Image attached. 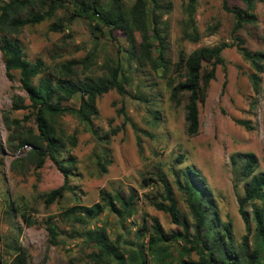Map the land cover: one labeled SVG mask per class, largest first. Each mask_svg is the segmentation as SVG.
<instances>
[{"label": "rangeland", "instance_id": "374dc122", "mask_svg": "<svg viewBox=\"0 0 264 264\" xmlns=\"http://www.w3.org/2000/svg\"><path fill=\"white\" fill-rule=\"evenodd\" d=\"M62 1L64 5L54 15L25 25L13 36L25 59H40L46 65L38 77H53L60 63L81 59L92 52L95 63L88 70L79 73L81 66L76 67L79 78L84 74L99 75V66L107 56L122 65L127 83L123 94L109 90L96 99L97 115L87 124L70 115L58 118L62 132L70 134L75 130L76 143L68 149L75 162L63 196L45 204L43 194L59 186L62 175L47 157L36 167V160L27 152L30 146L18 145L20 139L36 134L37 129L32 118L22 119L26 109H10L11 97L25 98V93L18 85L16 71L12 80L5 77L0 56V258L4 264H92L86 256L91 247L76 231L102 226L110 241L119 234L123 248H134L140 240L143 244L146 240V233L140 238L137 230L143 216L155 217L166 232L178 229L167 213L150 203L160 200V186L151 180L148 185H141L142 176L154 179L155 172L165 179L177 208L192 223L173 178V172L181 176L186 166H192L202 176L216 217L220 222H230L233 237L238 241L243 225L236 198L246 180L239 173L242 162L237 155L252 152L257 160L254 172L264 171V70L259 73L255 93L248 80L251 68L247 61L234 45L222 49L223 63L216 65L205 99L198 105L199 130L193 136L184 133L185 97L171 101L166 82L178 78L171 64L180 49L189 52L221 41L231 43L233 36H237L249 50L264 51V0L255 2V20L235 33L231 32L232 15L222 9L221 0H196V41L181 38L185 0H162L168 7L159 14V30L164 34V54L171 65L164 76L147 64L127 60L119 51L126 45L120 30L112 32L110 39L106 33H92L86 19L76 17L66 24L73 6L71 0ZM227 4L243 7L239 0H227ZM38 5H32V10ZM52 24L62 28L53 30ZM210 28L213 31L207 33ZM152 42L156 45V39ZM202 66L208 68L209 62L203 61ZM78 100L75 94L62 104L76 107ZM236 120H243L247 126ZM231 155L236 156L235 163L231 162ZM100 189L122 195L130 190L136 193L135 212L122 226L107 208L95 218H85V222L63 214L71 205L96 201ZM48 218L58 232L56 245L47 239ZM166 244L172 252L167 264H176L173 259L180 243ZM142 249L145 252V246ZM190 258L195 260L196 255L191 253Z\"/></svg>", "mask_w": 264, "mask_h": 264}, {"label": "trees", "instance_id": "16d2710c", "mask_svg": "<svg viewBox=\"0 0 264 264\" xmlns=\"http://www.w3.org/2000/svg\"><path fill=\"white\" fill-rule=\"evenodd\" d=\"M239 1L243 3V7L230 6L227 0H221L222 9L231 13L233 18L232 33L255 20L256 0ZM36 2L39 3L38 8L32 10V5ZM70 2L73 8L66 17V24L76 17L86 19L92 33H106L110 39L113 38L112 32L120 30L126 45L119 51L125 54L127 60L147 64L151 69L158 70L160 75H165L170 64L164 54L165 41L164 34L159 30V14L164 12L168 5L162 0ZM63 5L62 0L0 2V56L4 75L8 80H12L13 72L16 71L18 85L25 93V98L19 95L11 97L10 109H26L27 113L22 119L32 118L37 129L36 134L20 139L18 145L30 146L27 152L29 157L36 160V167H40L44 157H47L62 175V183L43 194L45 204L63 196L66 181L72 174L71 167L75 162L68 153V149L76 143L75 130L70 134L62 132L58 128V118L70 115L79 123L87 124L97 115L96 99L109 90L123 94L124 85L127 83L122 65L119 61L107 59V56L99 66V75L84 74L79 78L76 67L81 66L79 73L88 70L95 63L92 52L81 59L60 63L53 77H38L46 69V65L40 59H25L19 42L13 36L25 25L36 24L54 15ZM195 8L196 0H185L183 12L186 17L181 22V38L188 41H196L199 38L194 21ZM56 27L62 28L59 24H52L51 29L56 30ZM212 31L213 28H210L207 33ZM152 39H156V45ZM229 45H234L249 64L251 72L247 75L248 80L251 89L255 93L258 92L259 73L264 70V51L249 50L239 37L233 36L231 43L221 41L212 46L196 47L189 52L178 50L177 58L171 64L178 78L168 80L166 85L171 101H178L181 95L185 97L184 133L187 136L198 133V105L205 99L209 81L214 78L216 65L223 63L222 49ZM203 61L209 62L208 68H203ZM34 78H37L36 83ZM75 94L79 98L76 107L62 104ZM236 122L247 126L243 120ZM237 156L242 162L239 173L246 180L241 195L236 198L237 213L243 225V234L238 241L233 237L230 222H220L216 217L208 197L209 190L202 176L192 166H186L181 176L173 172V178L183 194L192 223H189L177 208L172 190L159 172H155L154 179L142 176V186L148 185L150 180L160 186V200H151L150 203L155 209L167 213L178 229L166 232L155 217L143 216L137 230L140 231V238L146 233L145 243L140 240L134 248L128 249L121 246L119 234L110 241L102 226L76 231L91 247L86 255L87 260L92 264H150V261L153 264H167L168 260L172 259V252L166 242H173L180 243L173 259L176 264H264V171L254 172L257 160L252 152ZM230 160L235 163L236 156L231 155ZM136 199L137 195L132 190L122 195L117 191L109 193L100 189L96 201L89 205H71L63 210V214L67 217L72 215L75 220L85 222V218H95L107 208L122 226L123 222L134 214ZM23 218L26 220L24 216ZM49 220H45L47 239L49 243L56 245L58 232ZM144 246L145 252L142 249ZM191 253L196 255L195 260L190 258ZM4 263L0 258V264Z\"/></svg>", "mask_w": 264, "mask_h": 264}]
</instances>
